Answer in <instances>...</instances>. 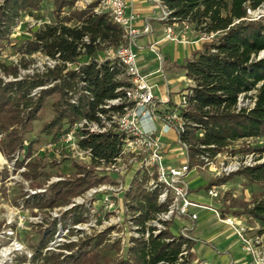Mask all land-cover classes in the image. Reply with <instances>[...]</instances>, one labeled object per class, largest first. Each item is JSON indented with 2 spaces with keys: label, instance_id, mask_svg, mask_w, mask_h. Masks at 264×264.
<instances>
[{
  "label": "trees",
  "instance_id": "16d2710c",
  "mask_svg": "<svg viewBox=\"0 0 264 264\" xmlns=\"http://www.w3.org/2000/svg\"><path fill=\"white\" fill-rule=\"evenodd\" d=\"M46 1L51 2L57 17L63 12L66 13L61 19L62 24L46 26L43 35H35L23 47L28 54L40 53L51 59H56L59 55L61 63L43 75H35L32 80L25 77L23 80L5 84L0 79V134L4 135L0 150L9 161H14L17 151L26 150L25 154L28 156L31 153L33 141H28L24 146L25 128L35 118L37 108L45 99L53 95L59 96L51 105L53 119L44 124L42 129L44 138L50 140L56 138L66 126L71 128L82 118L96 121L97 112L106 113L99 107L105 101L116 98L119 95L116 90L123 86L122 82L115 80L119 70L109 71L110 67H116L114 64L110 66L105 62L99 65L98 60L94 59L101 41L108 43L114 50L123 43L121 29L109 21L107 14H96L94 5L75 10L74 0H3L0 5V41L8 35L11 25L20 13L39 12L42 3ZM159 1L170 12L171 20L178 23L188 22L192 31L197 34H217L210 42L202 43L201 51L195 53L194 58L185 65L186 77L191 85L188 87V107L182 111V116L193 127L192 136L187 138L193 146V155L200 153V145L213 146L214 149L208 151L215 154L243 139H258L264 135V59H257L264 52V19L250 21L246 12L247 9H257L264 4V0ZM73 21L75 23L72 27L66 25ZM84 37L88 38L89 44L82 43ZM80 49H84V53ZM80 57L86 59L83 61L86 64L78 72L67 70L63 75L65 63H75ZM2 70L5 75H12L14 78L18 75L15 68L8 70L3 66ZM48 81L56 83L41 90L37 99L31 97L33 89L43 87ZM81 82L85 84L83 88L91 93L92 101L82 95L78 105L71 104L67 91L76 89ZM253 90L256 91L255 107L250 111L236 112L238 95ZM83 107L87 108L85 114L82 113ZM115 133L110 130L105 134H92L79 143L81 148L90 149L93 167L100 164V160L109 162L116 155L118 139ZM15 161L17 167L23 165L22 161ZM36 173L33 170L24 176L29 179ZM236 174L250 182L264 183V163ZM228 180L229 178L210 181L205 190L208 191L213 185H222ZM105 183L114 184L107 177L94 176L91 171L81 169L78 179L52 184L47 200L37 196L24 199V203L33 204L38 209L62 207L87 189ZM143 183L134 180L129 191L123 194L131 221L139 227L138 232L141 234L145 232V224L157 213L165 210L164 206L157 203V192H146ZM241 205L246 210L245 215L259 219L264 224V201L251 209L247 204ZM76 209L77 207L71 211ZM84 221L81 214L75 216V222ZM171 225L172 223H167L166 230L157 236L150 234L147 239L143 236L130 237V246L126 249L120 248V242L114 243L112 248L115 249L117 257L111 259L101 256V242L93 243L87 237L64 246L70 252L76 248L77 255L63 257L49 251L43 254L42 250L53 238L52 231L40 240L32 262L39 259L40 264H191L195 259L194 254H189L181 262L178 259L183 245L189 250L192 242L183 240L180 235L174 236L170 230ZM153 230L154 228H150V231Z\"/></svg>",
  "mask_w": 264,
  "mask_h": 264
},
{
  "label": "built area",
  "instance_id": "2783aa9c",
  "mask_svg": "<svg viewBox=\"0 0 264 264\" xmlns=\"http://www.w3.org/2000/svg\"><path fill=\"white\" fill-rule=\"evenodd\" d=\"M130 1L101 0L93 9L96 14H107L109 21L122 31V45L112 53H109L111 51L109 50L106 58L97 61L99 65L105 62H108L110 66L114 64L116 67H110V72L119 70L120 73L115 77V80L123 83V86L116 90L119 95L114 99L105 101L99 107L106 113L97 112L96 121H90L86 118L76 121L71 128L66 127L67 131L63 129L56 138L48 140L45 148L49 150L56 142H74L71 144L72 148L77 149L87 162L91 163L90 149L81 148L79 143L92 134H105L114 130L118 139L117 153L109 162L100 160V164L94 167L91 164L97 172V176L110 179L112 174L116 175L118 178L113 180L114 184H105H117L119 188L115 191L123 194L129 191L130 185L126 184L127 179L130 182L134 180L144 182V190L146 192L156 191L157 203L164 206L165 210L157 213L152 220L148 221L145 224V232L141 234L138 232L139 227L131 221V215L123 199L122 207L116 206L115 202L106 195L107 193L103 194L109 190L110 185L101 184L90 189L89 197L93 196L91 206H93L94 211L92 217L102 215V213V216L109 217L116 214L118 220L120 218L124 221L130 220L127 222L129 224L125 226L132 231L131 236L133 238L143 236L147 239L150 234L157 236L161 231L166 230L167 223L188 218L194 224L197 217L195 214H191V208L208 209L189 198L190 188L186 178L192 169L206 171L215 178L229 177L244 169L263 164L264 153L255 154L251 152L232 155L224 150L212 154L208 149H214L213 146L200 145L198 146L200 153L193 155L191 151L193 146L187 140L192 136L193 127L188 125L182 116V111L188 107V87L177 95L175 101H171L168 93L161 98L154 95L153 86L148 83L147 76L141 72L138 66L136 53L138 39L150 36L153 32L152 27L149 20L140 19L138 14L133 11ZM152 2L159 10V20L165 23L163 39L148 45V50L157 54L160 65L163 63V58L158 53L157 46L162 41L177 44H202L210 42L217 35L193 32L188 22L178 23L171 20L170 12L159 0H152ZM262 6L264 4L260 7ZM246 12L248 20L254 21L250 19L253 14L251 9H247ZM190 33L195 35L194 41L190 40L192 37ZM82 43L89 44L88 38L84 37ZM80 51L84 53V49H80ZM262 54L264 52L258 55V60L264 57ZM58 56L56 59L45 57V72L53 70L61 63ZM82 58L84 57H80L75 63H65L66 69L63 71V75L67 70L78 72L80 67L86 64L83 63ZM55 83L53 82L49 86H53ZM84 85L81 82L77 84L76 89L67 91V98L71 104L78 105L82 95L87 96L92 101L91 93L83 88ZM43 88L45 87L34 89L31 96ZM255 102V90L242 93L237 97L235 110L236 112L240 110L250 111L255 107ZM199 137H202V134H199ZM162 138L165 141L161 140ZM252 140V138H247L236 143H250ZM173 146L177 147V151L184 157L183 163L178 167L164 165L165 158ZM218 186L213 185L208 190L207 194L211 199L218 198V190L222 188ZM97 192H102L103 203L100 207L95 206L94 203L98 200V198L96 199ZM211 211L220 223L233 231L241 243V250L250 257V264H264V228L263 232L259 233L260 228L248 224L251 221L248 216L223 214L216 209H211ZM193 224L191 227H180L179 235L183 240L191 241L190 232L194 229ZM150 228H154V230L150 231ZM189 254H194V250L192 248L188 250L186 245H183L178 261L187 259ZM191 264L209 263L195 258Z\"/></svg>",
  "mask_w": 264,
  "mask_h": 264
},
{
  "label": "rangeland",
  "instance_id": "374dc122",
  "mask_svg": "<svg viewBox=\"0 0 264 264\" xmlns=\"http://www.w3.org/2000/svg\"><path fill=\"white\" fill-rule=\"evenodd\" d=\"M2 2L3 0H0V5ZM99 2L101 0H74L73 9L83 10L91 5H94V9ZM251 11L253 14L250 19L254 21L264 19V6ZM63 17H65V12L59 17L55 15L50 1L43 2L39 12L27 11L19 14V17L11 25L8 35H5L0 41V79L5 84L23 80L25 77H29L32 80L35 79V75L46 73L44 71L46 70V56L40 53L28 54L23 45L26 41L33 39L35 35H43L46 26L61 25ZM74 23L73 21L66 25L72 27ZM190 35L192 34L190 33ZM192 39H196L195 35H192ZM178 47L174 45L173 48L168 49L171 60L175 59ZM98 50L94 57L98 61L106 58L109 50H111L109 53L114 51L108 43L102 41ZM262 55L264 56V54ZM261 59H264V57ZM180 62H183V59H180ZM186 64L175 66L179 70L178 73L184 72ZM1 66L6 67L8 70L17 69V77L5 75ZM184 77L187 80L186 84L191 85L186 73H184ZM43 79L46 81L45 77ZM52 83L53 81L46 82L43 86L45 88L42 90L50 88L51 86L49 85ZM40 91L31 97L37 99ZM58 98V95H53L45 99L42 105L37 108L35 118L25 128L24 146L28 144V141H33L29 156L25 154L26 150L23 152L17 151L14 154V161H9L0 150V264H40L41 261L39 259H35V262H32L36 248L39 246L42 237L52 231H54L53 238L49 240L46 247L42 250L43 254L49 251L54 254H60L63 257L77 255L76 248L73 252H70L64 246L70 242L77 243L86 237L91 238L93 243L101 242L99 245L101 256L108 259L117 257L115 249L112 248L114 243L120 242L121 249H126L130 246L128 240L132 237V231L126 227L129 224L127 222L130 220L124 221L122 218L118 220L116 214L113 217H109L106 215L102 216V213V215L92 217L94 211L92 209L93 206H91L93 196L89 197V194L91 193L90 189L97 186L71 198L62 207L38 209L33 204L26 205L24 203V199H31L37 196L44 197L47 200L49 192L52 191V188L50 189L52 184H57L61 181L72 182L74 179H78L81 169L91 171L94 176L97 175L91 163L87 162L77 149L72 148L71 144L74 142H56L49 150L45 148L48 140L44 138L45 135L42 133L43 125L53 119L51 105ZM86 112L87 108L83 107L82 113L85 114ZM3 136V134H0V146ZM253 139L250 143H233L227 147L226 151L232 155H242L251 152L255 154L264 153V135H261L258 139ZM161 140L165 141L163 138ZM15 160H18L19 163L22 161L23 165L17 167ZM183 161V155L177 151V147L173 146L165 158L164 165L178 167ZM33 170L37 172L35 176L26 179L24 174H28ZM117 178L113 174L110 176L111 180H117ZM224 178H229V180L218 186L222 188L218 190V198L216 201L213 200L215 201L213 202L208 196L205 186L210 181H218ZM224 178H215L210 173L200 169L197 171L192 169L187 176L186 181L191 191L190 200L208 208L207 210H197L199 215L197 228L205 225V230L211 231L219 227L214 221L215 214L210 211L211 209H218L223 214L233 213L235 216L247 217L245 215L246 210L241 204H247L248 208L251 209L254 205L264 201V183L250 182L245 177L237 174ZM127 183L131 185L129 179L126 180ZM36 184L40 186L34 187ZM118 188L117 184L110 185L109 190L103 194L107 193L106 195L115 202L116 206L122 207L123 193L116 192L115 190H118ZM97 198L98 200L94 201V203L95 206L100 207L101 203H103L102 192L96 195ZM75 207L77 209L71 211ZM80 214L85 218V221L82 223L75 222V216ZM201 217L206 219L205 223H202ZM121 221L122 223H120ZM179 229L180 225L174 221L170 229L172 234L179 236ZM229 230L233 233L231 229ZM229 230L224 231V233L222 230L219 231L220 236L229 237L231 234ZM193 232L190 233L192 234ZM102 236L103 240L101 241ZM196 255L199 257L200 252L196 251Z\"/></svg>",
  "mask_w": 264,
  "mask_h": 264
},
{
  "label": "crops",
  "instance_id": "0c3cea01",
  "mask_svg": "<svg viewBox=\"0 0 264 264\" xmlns=\"http://www.w3.org/2000/svg\"><path fill=\"white\" fill-rule=\"evenodd\" d=\"M130 4L133 11L138 14L140 19L149 20L153 31L150 36L141 37L137 41L138 49H136V53L138 58V66L141 72L147 76L148 83L153 86V93H155L154 95L157 98H161L166 93H168L170 94L171 101H175L177 95L190 86L186 84L187 80H185L186 78L184 77L185 68L183 73H178L179 70L177 67L175 68V66H181L182 64L191 61L194 58L195 53L201 51V43L177 44L162 41L157 46L158 53L163 58V63L160 65L157 54L148 50L149 44L154 41L162 40L164 36L163 33L165 23L159 20V10L156 8L152 0H131ZM190 40L194 41L192 37ZM174 45L177 47L180 46L177 50L179 54L177 53L175 59L171 60L168 49L173 48ZM82 59V61L86 60L85 58ZM180 59H183V62L179 63ZM213 200L216 201V199H212V201ZM197 210H201V208L190 209L191 214H195L197 217L194 224L188 218L176 221L180 227H191L192 224L194 225V232L192 234L190 233L192 238V249L194 250V258H197L201 261H206L209 264H250V257L241 250V243L239 240L236 238L234 233H232L226 226L218 221L216 216L214 221L219 226L216 229L206 231L205 225L199 226L197 228V221L199 220ZM201 221L202 223H205L206 219L201 217ZM248 224L260 228L258 231L259 233L263 232L264 224L261 222V220L251 218V223L248 222ZM221 230L223 233L224 231L229 230L231 234L229 237L225 238L222 235L220 236L219 231ZM196 251L200 252L199 257H197Z\"/></svg>",
  "mask_w": 264,
  "mask_h": 264
}]
</instances>
